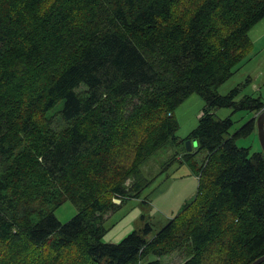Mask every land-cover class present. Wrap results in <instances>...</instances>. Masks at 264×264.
Instances as JSON below:
<instances>
[{"label":"trees","instance_id":"obj_1","mask_svg":"<svg viewBox=\"0 0 264 264\" xmlns=\"http://www.w3.org/2000/svg\"><path fill=\"white\" fill-rule=\"evenodd\" d=\"M263 18L264 0H0V264H141L180 248L182 264L264 256V151L239 145L257 123L232 131L215 113L264 110L241 85L218 92ZM193 94L205 106L181 137L176 111ZM168 147L179 151L159 172L188 164L197 193L159 230L142 213V227L107 241L109 216L140 199L157 178L146 164ZM67 201L77 213L63 223Z\"/></svg>","mask_w":264,"mask_h":264},{"label":"rangeland","instance_id":"obj_2","mask_svg":"<svg viewBox=\"0 0 264 264\" xmlns=\"http://www.w3.org/2000/svg\"><path fill=\"white\" fill-rule=\"evenodd\" d=\"M263 36L264 35L261 37ZM252 39L251 37V41ZM261 60H264V53L257 58L255 50L251 51L239 64V70L218 88V92L220 94H228L232 88L241 85L242 94L261 95V92H264V76H260L262 69H259L258 65V61L261 62ZM259 86H262V88L258 89L257 87ZM262 97H264V93ZM187 113L188 111H185V114ZM215 113L216 116L220 118L231 116L234 119L235 124L232 131L237 129L244 122L250 120H246L247 111L244 110L234 112L231 108L221 107L217 108ZM201 115L202 113L184 121H179L177 134L181 137L187 136L198 125ZM55 123V129H60L59 121ZM253 138L254 142L252 143ZM246 142L247 145H244ZM239 145L250 146L252 152L263 150L258 136V128L253 136L240 139ZM182 147H185L184 143ZM195 147L197 146L193 143L194 150ZM176 150L179 151L178 148L173 150L168 147L160 150L156 155L151 157V160L145 166V172L146 174L149 172L157 176L156 180L149 188L144 190L140 199L133 198L126 200L123 205L119 206L117 210L109 216L106 222V227L109 228L105 236L107 241L118 242L132 230H135V228L142 227L143 225L140 226L143 222V219L140 217L142 213L149 215L148 220L152 223L154 232L159 230L169 218L171 219L176 216L184 204L195 196L194 194L197 193L199 186V179L193 171L190 172V174H186L184 170H179V165L175 164L168 172H159L160 166L167 161ZM181 151L183 152V150ZM180 156L183 157V154H179L178 157ZM204 158L203 152H201L195 155L194 161L199 165ZM184 173L185 175L183 176ZM165 188L166 190L164 191L163 189ZM145 198L148 200V203L144 202ZM76 213L77 208L71 201L65 202L55 211L56 216L63 223L70 220ZM186 258L187 255L185 250L180 248L168 255L160 257L155 254H149L147 257L143 258L141 264L155 259H159L161 264H182Z\"/></svg>","mask_w":264,"mask_h":264},{"label":"crops","instance_id":"obj_3","mask_svg":"<svg viewBox=\"0 0 264 264\" xmlns=\"http://www.w3.org/2000/svg\"><path fill=\"white\" fill-rule=\"evenodd\" d=\"M262 35H264V18L260 22H258L250 31V37L253 38L252 39V42H253L252 51L255 50L257 58L262 53H264V36L261 37ZM258 65H259V69H262V71L260 72V76H264V60H261V62L258 61ZM257 88L260 89L262 88V86H259ZM263 93L264 92H261V96H263ZM262 98L264 99V97ZM204 106H205L204 100L201 99L199 95L193 94L187 99L186 102L183 103V105L180 108H178V110L176 111V117L178 121H184L192 116H197L202 112V109ZM185 111H188V113L185 114ZM246 115H247V119H249L251 117H255L256 114L247 113ZM253 142H254V138L252 139V143ZM244 145H247V142L244 143ZM196 148L197 147H195V149ZM201 152H203V156L205 157L206 153L204 151H201ZM201 152H198V153H201ZM181 169L184 170L186 174H190V172H192L188 164L181 165L179 170ZM185 173L183 174V176L185 175ZM163 190L165 191L166 188ZM174 206H177V205H174Z\"/></svg>","mask_w":264,"mask_h":264},{"label":"water","instance_id":"obj_4","mask_svg":"<svg viewBox=\"0 0 264 264\" xmlns=\"http://www.w3.org/2000/svg\"><path fill=\"white\" fill-rule=\"evenodd\" d=\"M252 119H254L256 121V123H257L258 136H259V139H260L263 151H264V110L261 111L258 115H256ZM193 143L196 144V146H198L197 140H193V141L188 140L186 142L187 151H192L193 150ZM115 202L116 203H120V200L119 199H115ZM263 260H264V256L259 258L253 264H259Z\"/></svg>","mask_w":264,"mask_h":264}]
</instances>
